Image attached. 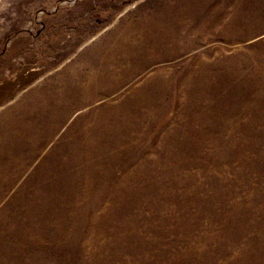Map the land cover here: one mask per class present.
Returning a JSON list of instances; mask_svg holds the SVG:
<instances>
[{"label":"rangeland","instance_id":"rangeland-1","mask_svg":"<svg viewBox=\"0 0 264 264\" xmlns=\"http://www.w3.org/2000/svg\"><path fill=\"white\" fill-rule=\"evenodd\" d=\"M0 264H264V0H0Z\"/></svg>","mask_w":264,"mask_h":264}]
</instances>
